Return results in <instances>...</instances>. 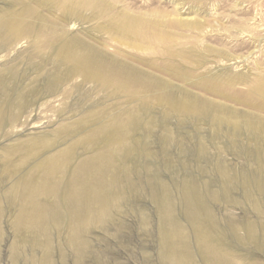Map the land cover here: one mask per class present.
<instances>
[{
	"label": "rangeland",
	"instance_id": "obj_1",
	"mask_svg": "<svg viewBox=\"0 0 264 264\" xmlns=\"http://www.w3.org/2000/svg\"><path fill=\"white\" fill-rule=\"evenodd\" d=\"M37 1L0 0V12L18 8L23 3L34 6ZM109 1L103 2L115 8L114 13L120 12V15L125 12L136 17L146 16L154 23L164 18L173 44L198 43L202 47L209 45L231 53L224 60L208 55L209 62L202 73L222 70L221 73L229 75L241 74L249 81L258 75L264 77V0ZM48 7L50 12L39 8L40 13L50 19L60 15L58 9ZM178 20L199 21L203 32L187 33L177 25L180 23ZM67 25L68 33L89 41L87 33L98 38L99 45L109 55L124 56L128 53L134 55L132 59L142 60L145 65L148 62L164 64L165 51L155 46L159 42L158 45L169 46V41L167 44V41L155 40L154 53L150 54L109 41L107 34L94 32L95 22L70 21ZM178 32L192 37H183ZM28 46L29 40H24L10 51L1 53L0 70L10 65L18 55L26 54ZM26 70L25 84L35 77L32 70ZM162 78L170 81L174 89L172 93L158 94L157 97L166 101L203 97L228 107L240 116L252 113L264 119V112L206 95L186 85V82L175 81L168 76ZM234 88V93L232 89L228 91L238 99L243 98L249 89L244 84ZM83 91L88 96H82L81 100L79 91L75 92L77 95L74 94L73 99L65 101L60 95L43 99L19 118L16 125L9 120L0 130V264H45L47 259L51 264H172L168 257L171 254H167L173 242L179 246V252L190 253L182 264H210L197 239L198 222L204 225L205 230L209 229L207 231L213 235L216 249L227 255L231 264H264V151L259 139L253 138L244 127L236 130L231 122L215 125L209 118L167 113L155 104L149 109L132 111L129 109L139 105L129 103L123 96L108 97L98 90L93 91L91 84L84 85ZM130 112L136 113L139 122L127 135V150L113 157L114 171L107 176L109 182L118 177L117 186L110 191L118 198L107 208V220L90 224L82 232L81 239L86 243L82 256L71 243L72 203L64 199L65 190L71 183L72 174L80 167L78 165L107 149L106 141L93 148L76 147L66 179H63L62 188L65 190H61L56 200L61 209L59 225L50 223L46 234L41 230L35 232L18 227L21 197L14 188L27 176L34 162H29L19 172L7 173L4 149L36 135L51 138L58 135L52 148L41 153L42 160L77 144L109 118L126 116ZM60 130L65 131L63 135L58 134ZM51 200L56 202L51 197H42L41 203L45 207L52 206ZM251 228L255 233L254 239L249 235Z\"/></svg>",
	"mask_w": 264,
	"mask_h": 264
},
{
	"label": "bare ground",
	"instance_id": "obj_2",
	"mask_svg": "<svg viewBox=\"0 0 264 264\" xmlns=\"http://www.w3.org/2000/svg\"><path fill=\"white\" fill-rule=\"evenodd\" d=\"M103 1L38 0L34 6L23 3L18 8H10L0 12V54L10 51L24 40L27 42L29 40L26 54L18 55L11 61V64L9 63L10 65L0 70V130L9 120L13 125H16L19 118L23 117L28 110L48 97H59L60 95L65 101L64 99H71L75 92L79 91L80 100L82 96L86 98L88 93L83 91V86L91 84L93 91L98 90L108 97L123 96L129 103L138 104L139 107L129 109L132 111L139 108L142 110L149 109L155 104L163 107L167 113L194 118H209L215 125L231 122L236 130L244 127L253 138L256 137L261 141L262 146H260L263 147L262 151H264L263 118L256 117L252 113L240 116L228 107L203 97L190 96L171 101L157 97L158 94L174 90L171 82L162 78L168 76L175 81L186 82V85L199 89L206 95H213L222 100L226 99L262 113L264 112V77L258 75L253 81H249L247 77H242L241 74H236L240 78L225 72L221 73L222 70L220 72L207 70L202 73V69L209 62L207 60L208 55L224 60L231 53L225 49L214 48L209 45L202 47L198 43L176 44L174 42L173 44L170 39L171 34L167 32L168 30L166 31L167 22L163 20L164 18L159 19L158 16L156 18L159 21L155 20L157 22L154 23L145 18L146 16L136 17V15L133 16L125 12L120 15V12L114 13L115 8L106 5L107 3L105 4ZM48 6L55 10L58 9L60 15L50 19L40 13L39 8L47 9L50 12ZM75 16H78L76 20L72 19ZM70 21L95 22L94 32L107 34L109 41H115L132 50L151 54L155 47L162 48L165 51L163 52L164 64L160 66L148 62L145 65L142 60L132 59L131 57L134 55L128 53H125L124 56L109 55L105 48L99 45L98 38L91 36L90 33H87L90 41L77 34L70 32L69 34L65 27H68L67 23ZM187 21L178 20L180 23L177 25L193 35L203 32L201 22ZM187 33L181 32L179 34L178 32L183 37H192ZM155 40H161L165 43L167 41V44L169 41V46L158 45L160 42L156 43ZM183 61L188 64H184ZM142 66L146 67L147 70H144ZM26 69H29L30 72L32 70L35 74L33 80L27 84H25ZM77 81L78 83H76ZM239 84H244L245 87L248 86L249 88L246 95L242 96L241 99L231 96L229 92L230 89L233 91V88ZM91 118L89 117V120ZM234 118L235 120L231 121ZM96 120L100 121V119ZM108 120V122H101L102 124L97 129L89 132L77 144L51 156H46L42 160H40L41 153L52 148L58 135L53 138L46 135H36L4 149L3 160L7 173L19 172L29 162H34L33 167L26 174L27 176L18 182L14 188L21 197L17 226L35 232L41 230L43 234H46L50 223L59 225L61 222L58 215L61 214V209L59 210L57 206L59 203L56 200L62 192L63 179H66L68 168L75 156L76 147L82 145L86 148H93L98 143L106 141L108 148L78 165L80 167L72 174L71 183H68L66 190L63 189L66 197L64 199L72 203L70 204L73 217L71 243L77 248L80 257L86 247L85 241L81 239L82 232L90 224L107 220V208L113 205L118 198L117 195L110 192L117 186L118 177H113L112 181L109 182L107 176L114 171L113 157L117 153H123L127 150V135L137 126L139 117L136 113L130 112L126 116H113ZM64 132V130H60L58 134L63 135ZM42 197H51L56 202L51 200L52 206L45 207L41 203ZM193 208L197 209L196 206ZM170 217L172 216L170 215ZM197 224L199 233L197 239L208 262L210 264H231L228 256L221 254L216 249L214 237L211 232L207 231L209 229L205 230L206 228H203L204 225L200 222ZM251 227L253 228V226ZM249 235L252 239L255 238L253 229ZM180 237L181 235L176 236L175 239ZM171 245L168 250L169 253L166 254H171L168 257L172 264H180L189 257L190 253L187 251L181 250L179 252V246L176 243L173 242ZM45 264H51L49 259L45 261Z\"/></svg>",
	"mask_w": 264,
	"mask_h": 264
}]
</instances>
